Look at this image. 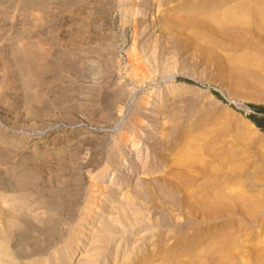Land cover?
Segmentation results:
<instances>
[{"label": "rangeland", "instance_id": "1", "mask_svg": "<svg viewBox=\"0 0 264 264\" xmlns=\"http://www.w3.org/2000/svg\"><path fill=\"white\" fill-rule=\"evenodd\" d=\"M252 1L0 0V252L56 264L97 193L72 264H264V128L250 119L264 121L251 106L264 105V7ZM137 4L129 61L123 15Z\"/></svg>", "mask_w": 264, "mask_h": 264}, {"label": "bare ground", "instance_id": "2", "mask_svg": "<svg viewBox=\"0 0 264 264\" xmlns=\"http://www.w3.org/2000/svg\"><path fill=\"white\" fill-rule=\"evenodd\" d=\"M252 3H253V5H252ZM252 3L249 4V5H251V7L253 8L252 10L258 16L257 13L260 11V9L262 7H264V0H254V1H252ZM139 11H140V4H137L135 7L131 8V10L128 11L129 13L125 12V14L123 15V23L125 24V26H127V27L130 28L131 25H133L130 28V30H129V33L132 32L131 36L133 37V39L131 40L130 45L126 49V54L129 56V61L130 60H133V55H131V54L133 53V50H135V48H136L135 47V36L134 35H135V32L137 30L135 29V27H137L139 24H141V22L138 21L137 17L135 16V15L139 14ZM150 11H153V10H149V12ZM253 11H252V13H253ZM261 12H263V11H261ZM259 21H260V19H259ZM255 22H258V20L255 21ZM182 84H183V82H180V83L175 84L174 86H172L170 92L171 93H177V92H179L180 91V86ZM221 95H222V97L224 99L228 100L226 95H223L222 93H221ZM146 101H147V103H153L154 101L155 102L156 101H159L158 95L155 92H151V93H149V96L146 99ZM153 111H154V113L158 114L159 111H160V109H159L158 106H155L153 108ZM35 137H37V136H35ZM35 137H33V138H35ZM16 140H13V141H16ZM136 144H137V142L135 141V138H132L130 141H126L125 144H124L125 145V148H128L129 149L128 150L129 152L127 153V156L123 159L124 160L123 161V165L125 167H127L128 164H129V159H130L129 156H132L133 157L135 155V152H133V150H134L133 147ZM170 150H171V148H170V145H169L168 148L166 149L165 153L163 154V157L171 154V153H169ZM125 167H123L122 169L125 170L126 169ZM112 171H115V170L112 169ZM108 174L110 175V172H109L108 169L100 172L95 177L96 180H95V183L93 185H96L97 186L98 183H101L102 184V182L106 179V176ZM124 175H125V177H123V181L124 180L126 181V179L130 178V174L129 173H124ZM113 177H115V175H113ZM121 180H122V178H121ZM119 183H120V181L119 182L118 181L115 182V184H119ZM93 195H94L93 197H95V195H96V199L98 200V203L95 204V205H97V209L96 208H93V201H92L93 199H91L89 201L90 204L87 207V212H86V216H85L84 223H82L80 225L77 233L75 234V236H74L75 238L73 240V243L68 244L65 247V250H64L65 251V255H64V257L63 258L58 257L57 260H56V264H72V262L78 257V255L82 251V249L85 246V244L89 243V236H90L89 231L91 230L92 223H94L95 213H98L99 209L102 208V206L104 205V201L106 200V197H104L103 195H99L97 193H95ZM52 218L54 219V217L51 216V219L50 220H52ZM200 240H201V238H197V241H200ZM121 248H122V244H121V242H119V243L115 244L114 251L118 253ZM0 264H13V263L10 261V259L8 258L7 254L5 252H0ZM38 264H46V261L45 260H40Z\"/></svg>", "mask_w": 264, "mask_h": 264}, {"label": "trees", "instance_id": "3", "mask_svg": "<svg viewBox=\"0 0 264 264\" xmlns=\"http://www.w3.org/2000/svg\"><path fill=\"white\" fill-rule=\"evenodd\" d=\"M184 81L193 83L190 79H183ZM214 93L222 100L225 101V99L220 95L218 92L214 91ZM253 108H255L257 111L264 113V105H251ZM250 119L260 128H264V121H259L258 118H256L254 115H250ZM264 120V118H263Z\"/></svg>", "mask_w": 264, "mask_h": 264}]
</instances>
